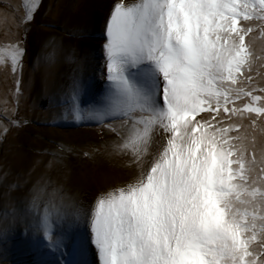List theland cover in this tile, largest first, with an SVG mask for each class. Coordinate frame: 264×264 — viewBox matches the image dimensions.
I'll return each instance as SVG.
<instances>
[{
  "label": "snow or ice",
  "instance_id": "6c2138e0",
  "mask_svg": "<svg viewBox=\"0 0 264 264\" xmlns=\"http://www.w3.org/2000/svg\"><path fill=\"white\" fill-rule=\"evenodd\" d=\"M23 7L30 24L40 0ZM256 32L264 36V0H117L102 44L103 92L86 101L74 77L54 102L114 133L110 155L129 156L134 178L87 207L46 203L41 212L34 189L24 197L43 234L36 243L58 254L55 264H94L89 251L98 264H264ZM8 47L22 75L27 49ZM8 131L0 126V139Z\"/></svg>",
  "mask_w": 264,
  "mask_h": 264
},
{
  "label": "rangeland",
  "instance_id": "374dc122",
  "mask_svg": "<svg viewBox=\"0 0 264 264\" xmlns=\"http://www.w3.org/2000/svg\"><path fill=\"white\" fill-rule=\"evenodd\" d=\"M116 2L40 0L35 19L23 24V0H0V49H7L0 52V126L9 129L0 139V233H6L0 239V264H55L58 254L36 243L44 242L34 227L36 215L25 211L24 197L31 199L33 189L42 212L46 203L87 207L100 192L134 178L129 156L110 155L114 133L76 122L62 103L54 102L64 99L74 77L87 86L86 101L103 92L102 44ZM251 35L254 69L264 74V36ZM17 40L27 49L22 75L13 74L10 65L8 45ZM256 79L264 86V79ZM255 135L259 144L264 133ZM86 258L98 264L92 251Z\"/></svg>",
  "mask_w": 264,
  "mask_h": 264
}]
</instances>
